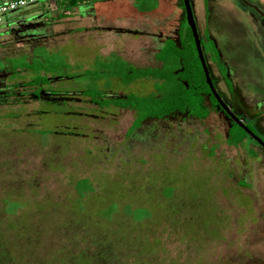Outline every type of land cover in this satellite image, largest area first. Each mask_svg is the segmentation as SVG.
<instances>
[{
  "label": "rangeland",
  "instance_id": "rangeland-1",
  "mask_svg": "<svg viewBox=\"0 0 264 264\" xmlns=\"http://www.w3.org/2000/svg\"><path fill=\"white\" fill-rule=\"evenodd\" d=\"M64 2L29 5L0 23V94L8 92L0 101V264H264L263 148L249 139L231 147L224 127L232 125L221 112L205 121L149 119L128 135L134 112L100 109L83 95L88 82L68 78L89 70L106 49L77 35V10L58 21ZM41 23L47 27L32 31ZM245 31L252 39L236 46L232 66L243 73L241 89L259 87L245 95L254 104L245 97L240 106L263 111L264 26L247 24ZM188 39L201 63L194 36V43ZM212 41L203 38V54L214 52ZM39 48L62 54L44 56L49 73L38 89ZM122 48L107 53L129 49ZM95 87L114 98L146 97L155 81L124 86L112 79ZM37 89L55 92L57 102L36 99ZM257 123L264 140V114ZM81 180L95 190L84 198L76 192ZM114 202L119 212L106 217ZM127 204L151 216L135 222Z\"/></svg>",
  "mask_w": 264,
  "mask_h": 264
},
{
  "label": "crops",
  "instance_id": "crops-1",
  "mask_svg": "<svg viewBox=\"0 0 264 264\" xmlns=\"http://www.w3.org/2000/svg\"><path fill=\"white\" fill-rule=\"evenodd\" d=\"M246 1L264 13V0ZM190 3L202 37L209 35L218 46L224 62L232 67V71H237L232 66L237 56L236 46L244 45L246 37L250 41L253 36L245 31L246 25L259 28L264 26L262 21L254 19L251 15L257 11L250 9L242 0H190ZM74 10L78 13V19L74 22L78 25L77 35L87 41L105 45V55L94 57L90 69L96 65V62L112 61L115 60L114 57L128 63L125 60L126 57L134 63V65L128 64L136 68L160 69L163 65L157 60L158 54L167 40L179 42L180 31L186 22L183 0H142V2L84 0L73 9L59 11L58 21L70 19L71 12ZM61 15H64L62 19ZM241 19L244 21H240ZM59 22L56 23L59 24ZM244 22L247 24L244 25ZM116 28L125 31L120 34L115 33L113 29ZM106 29L108 32H105ZM106 36L122 39L118 44L113 43L106 46L102 43V39ZM136 41H143L141 42L143 46L138 49L135 46ZM113 45H123L124 51L129 49L126 52L109 51L107 53ZM60 53L54 54L58 56Z\"/></svg>",
  "mask_w": 264,
  "mask_h": 264
},
{
  "label": "trees",
  "instance_id": "trees-1",
  "mask_svg": "<svg viewBox=\"0 0 264 264\" xmlns=\"http://www.w3.org/2000/svg\"><path fill=\"white\" fill-rule=\"evenodd\" d=\"M142 2V0H136ZM84 0H65L66 9L70 10L83 3ZM64 15H61L62 19ZM184 22L181 30V43L177 45L174 41L166 42L163 49L157 56V60L163 64L160 69H140L129 65L119 58L115 60H104L96 62V65L86 70L81 75H72L70 78L79 80L83 83H89L90 91L83 95L97 105L100 109H120L135 112V121L130 129L132 131L141 127L144 121L149 119L163 120L176 114L187 115L199 120L206 119L212 108L217 105L207 83L203 68L194 52V45L190 44L188 37L190 36L192 43L193 36L190 28L189 36ZM36 53H40L43 60L37 61L39 67L34 71L39 73V80L32 82L36 85L44 86L47 83V75L49 70L46 69L49 60L43 56L47 51L38 49ZM42 54V55H41ZM37 55V54H36ZM219 61V56L214 48L213 59ZM51 70V69H50ZM62 70L55 67L53 71ZM46 73V74H45ZM44 74V77H42ZM112 79H117L124 86L134 84L136 81L143 79H151L155 81V91L148 96H138L128 93L123 97H109L106 92H100L96 89L99 82L106 81L111 84ZM94 88V89H92ZM41 92V90L39 91ZM39 92L36 94L38 95ZM113 94V93H112ZM116 96V94H113ZM211 103V106L209 105ZM136 122H138L136 124ZM247 138L243 130L236 127V131L231 132L228 144L238 146ZM92 184L88 180L78 181L76 184V192L80 198L87 197L94 192ZM170 195V194H167ZM118 211V205L114 202L110 208L104 212L106 217H111ZM124 211L128 216H132L135 222H142L151 216V212L146 209H132L130 204L125 205ZM119 212V211H118ZM103 214V213H102Z\"/></svg>",
  "mask_w": 264,
  "mask_h": 264
},
{
  "label": "flooded vegetation",
  "instance_id": "flooded-vegetation-1",
  "mask_svg": "<svg viewBox=\"0 0 264 264\" xmlns=\"http://www.w3.org/2000/svg\"><path fill=\"white\" fill-rule=\"evenodd\" d=\"M246 5L250 9L255 10L253 8L255 6L249 5L248 2H246ZM261 13L264 14L263 12H260V14ZM251 15H252V17L254 19H256V16L253 13H251ZM262 17H264V16H262ZM46 27H47V24H45V23L36 24V25H32L31 24L32 31H34V32L37 31V30H39V29L46 28ZM197 30H198V28H197ZM198 34H199V38H200L201 44H203V37H202V34H200V31L199 30H198ZM208 37H209V35H208ZM181 38H182V36H181V31H180L179 42L178 43L175 42V41L174 42L177 45H180ZM168 41H170V40H167L166 42H168ZM166 42H165V44H166ZM212 42H214V41H212ZM201 47H202V45H201ZM39 49H44V48H39ZM215 50L217 51L218 56H219V61H217V62L216 61H213V53L212 54L211 53H207L208 55H205L206 54L205 53L203 55H204L205 62H206L207 68L209 70L211 79H212L213 86L215 87L217 94L221 98L222 103L230 110L231 114L233 116H235L245 127H247L264 144V140L254 130V129H256V130L259 131V129L257 127V126H259V123H257V121H259L260 118H263L264 110L263 111H256L257 109L253 108V105H252V104H254L253 100L250 97L245 96L246 95V92L247 93L254 92V90L257 87H259V86L258 85H251L252 86L251 90L248 89L247 91L241 89L240 86L242 85L241 84V80H242V74L243 73L240 72V71H234L232 73V67H229V65L226 62H224V60L222 58V55H221V53H220V51L218 49V46L216 44H215ZM36 54H35V57H37V58H40L41 57V56L38 55L39 53L37 55ZM45 55H47L49 57L52 54L47 51V53H45L43 56H45ZM57 57H59V55ZM61 61H63V60H61ZM64 66L65 67H69V66L70 67H73L69 63H67V64L65 63ZM214 67H215V69H214ZM64 68H62V70H64ZM62 70H59V72H61ZM223 70H224V72H223ZM0 72H2V71H0ZM70 74H71V71H70ZM71 75L68 76V78H70ZM132 85H133V83L130 84V85H128V86H132ZM37 86H38V89L41 87V85H37ZM38 89H37L36 93L40 91V90L38 91ZM0 90H1V84H0ZM7 93L8 92H4V93L0 94V101L3 100V99H5V98H7ZM56 96H58V95L55 92L44 91V90H41V92H39L38 95L35 94V98L36 99H39V100L41 99L42 100L43 98H45L46 100L48 99L47 102H57V101H54V100L51 101V98H53V97L57 98ZM252 96H254V95H252ZM116 97L119 98L120 96H118V94H116ZM245 97L247 98L248 102L252 103L251 105H246V106L243 107V108H245L247 110H244L241 107L242 106V103L246 102ZM255 97H257V96H255ZM260 101H264V98H262ZM216 102H217V105L212 108L209 116L206 119L201 120V121H205V120L209 119L213 114L214 115H217V117L219 118V113L220 112L223 113V115H225L229 119V121H230V123L232 125V126H228V125H225L224 124L225 125V127H224L225 134L224 135L226 137L225 140L228 142V140L230 139L231 132L236 131V127L240 128L244 132H245V130L242 129L240 126H238L232 120V118L227 114V112L223 109V107L219 104V102L217 100H216ZM209 105L211 106V103L210 102H209ZM117 110H120V109H117ZM132 112H134V111H132ZM134 114H135V112H134ZM185 116H187V115H185ZM188 118H194V117H188ZM194 119H196V120L199 121V119H197V118H194ZM134 121H135V117H134ZM134 121H133V123H134ZM145 122L146 121H144L142 125H144ZM127 134L129 135V132ZM245 134L247 135L246 132H245ZM130 135H132V134H130ZM246 139L251 140V142H253L254 144L260 146L264 150V146L262 144H258L254 139L250 138V136H248V135H247V138H245L242 141L241 144H243ZM241 144H239L238 146H231V145L230 146L231 147L238 148V147H241ZM249 151H250V153H252L253 156L257 157V155H255L254 152H252L250 149H249Z\"/></svg>",
  "mask_w": 264,
  "mask_h": 264
},
{
  "label": "water",
  "instance_id": "water-1",
  "mask_svg": "<svg viewBox=\"0 0 264 264\" xmlns=\"http://www.w3.org/2000/svg\"><path fill=\"white\" fill-rule=\"evenodd\" d=\"M184 1V7H185V13H186V21L189 25V27L192 30L194 39H195V43H196V47L198 50V54L202 63V67H203V71L205 74V78H206V83L209 86L214 98L219 102V104L223 107V109L227 112V114L232 118V120L238 125L240 126L242 129L245 130V132L247 133L248 136H250V138L254 139L258 144H262L264 146V144L262 143V141L256 137L247 127H245L235 116H233L230 112V110L222 103L221 98L219 97V95L216 92L215 87L213 86L212 83V79L209 73V70L207 68L206 62H205V58L203 55V51H202V47H201V41L199 38V34H198V30H197V25L195 22V18H194V14H193V10H192V6L190 3V0H183ZM243 2L246 3V1L242 0ZM257 12L260 13V11L256 8L253 7ZM262 16H264V14L261 13Z\"/></svg>",
  "mask_w": 264,
  "mask_h": 264
},
{
  "label": "built area",
  "instance_id": "built-area-1",
  "mask_svg": "<svg viewBox=\"0 0 264 264\" xmlns=\"http://www.w3.org/2000/svg\"><path fill=\"white\" fill-rule=\"evenodd\" d=\"M53 0H6L0 3V23L3 16L8 13L25 8L29 5L47 3Z\"/></svg>",
  "mask_w": 264,
  "mask_h": 264
}]
</instances>
